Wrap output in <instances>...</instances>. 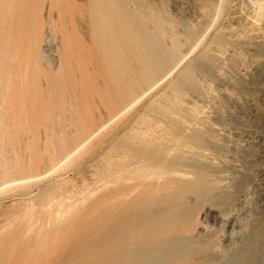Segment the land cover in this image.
<instances>
[{
    "label": "rangeland",
    "instance_id": "obj_1",
    "mask_svg": "<svg viewBox=\"0 0 264 264\" xmlns=\"http://www.w3.org/2000/svg\"><path fill=\"white\" fill-rule=\"evenodd\" d=\"M257 1L0 0V264H145L120 247L159 226L203 264H264ZM66 190L87 196L50 204ZM125 204L175 208L116 233Z\"/></svg>",
    "mask_w": 264,
    "mask_h": 264
},
{
    "label": "bare ground",
    "instance_id": "obj_2",
    "mask_svg": "<svg viewBox=\"0 0 264 264\" xmlns=\"http://www.w3.org/2000/svg\"><path fill=\"white\" fill-rule=\"evenodd\" d=\"M257 3L259 4L258 7H260V9L264 10V0L259 1V2L257 1ZM217 11H218V9H217ZM195 48L196 47H193V49L190 52H188L186 55L181 57L168 70V72L164 75L162 80L169 77L177 68H179V66L186 60V58L193 52V50ZM188 74H189V69H185L182 71L180 78L182 80H184V79L186 80ZM204 130H206V129H204ZM152 132H154V131H152ZM93 134H95V133H93ZM144 136H145V134H144ZM137 141L139 142V140H137ZM147 144L148 143H146V145ZM167 146H166V148H167ZM80 147H81V143L78 144L77 146H75L74 148H72L65 155V157L62 160H64L66 158L65 159V161H66L67 159L71 158L76 152L79 151ZM115 156L118 157L117 155H115ZM62 160L58 161V163H60ZM58 163H56L55 165H53L51 168L44 171L43 173L46 174L47 172H49V173L53 172L56 169V165ZM74 164L75 163L73 162L72 165H74ZM173 172H174V170L171 169L169 173L173 174ZM184 172H185V170H184ZM109 175H111V174H109ZM185 175H187V174H185ZM154 176H157L159 178V176L155 175V174L142 175V178L139 181H136V182H133L130 184L127 183V184H125V185H123L117 189H114L112 191L113 195H115V196L119 195L122 197L121 199L126 200V197H129L132 194H134L137 191L138 187L144 181L154 179ZM166 176H167L166 177L167 179L171 177L170 174H168ZM98 181H101V184H105V186H106V184L112 180L105 179L104 177H99ZM92 190H93V187H92ZM72 191H68V190L61 191L55 198L50 200V204L58 205L59 210H60L61 206H64L65 208H69L72 205V202L79 200L80 198H86V196H87V193L79 196ZM93 191H96V190H93ZM67 193H69V194H67ZM88 193L90 194V191H88ZM164 193H166V191ZM66 198H68V199L72 198V199L68 202H65L64 200ZM158 199H159V197H158ZM123 200L120 202L123 203L124 202ZM50 208H52V207H50ZM174 208L175 207H173L171 205H169L168 207H165L164 209H159L158 207L147 208L146 205H143V204L114 205V206H112V213L119 215V217L122 218V221L117 222L114 225H112L111 229L116 233H121V232L128 230L132 226L144 227L145 225L157 223L158 221L164 222L165 213L167 211L173 210ZM128 216L131 217L129 221L126 220ZM194 240H195L194 235L185 236V235H180V234L175 233V232H173V233L167 232L159 226L155 232L150 233V235H148V237H145V239H138L135 242L124 244L122 247H120V251L125 253V254H129L131 257L133 255V258L142 259L145 262V264H173L176 262L177 263L183 262V264H203L205 261L200 260L199 255L201 253L203 254V253L207 252L209 248L207 246H199V245L195 246V245H193ZM202 254H201V256H203ZM225 264H242V259L238 258V259L232 260L231 262H228Z\"/></svg>",
    "mask_w": 264,
    "mask_h": 264
}]
</instances>
